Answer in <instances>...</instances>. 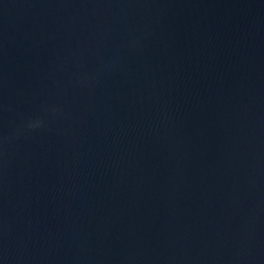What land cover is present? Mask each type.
Returning <instances> with one entry per match:
<instances>
[{
    "label": "water",
    "instance_id": "95a60500",
    "mask_svg": "<svg viewBox=\"0 0 264 264\" xmlns=\"http://www.w3.org/2000/svg\"><path fill=\"white\" fill-rule=\"evenodd\" d=\"M0 264H264V0H0Z\"/></svg>",
    "mask_w": 264,
    "mask_h": 264
}]
</instances>
